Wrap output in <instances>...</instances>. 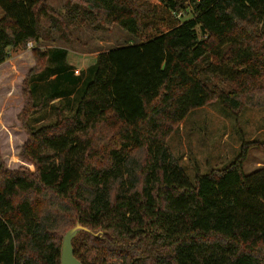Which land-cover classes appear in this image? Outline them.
Instances as JSON below:
<instances>
[{"label": "trees", "instance_id": "16d2710c", "mask_svg": "<svg viewBox=\"0 0 264 264\" xmlns=\"http://www.w3.org/2000/svg\"><path fill=\"white\" fill-rule=\"evenodd\" d=\"M0 8V65L29 42L36 61L21 113V157L35 172L9 170L0 150V264H61L63 237L78 221L92 230L73 240L82 264H264V166L244 170L251 147L264 143L243 139L234 161L193 181L166 144L193 110L219 101L233 112L229 101L239 108L264 88V0H67L65 13L48 0H0ZM78 17L137 41L76 75L68 49L38 43L44 23L71 41ZM72 95L71 114L60 104L55 121L31 125Z\"/></svg>", "mask_w": 264, "mask_h": 264}, {"label": "rangeland", "instance_id": "374dc122", "mask_svg": "<svg viewBox=\"0 0 264 264\" xmlns=\"http://www.w3.org/2000/svg\"><path fill=\"white\" fill-rule=\"evenodd\" d=\"M67 0H48V3L61 13H65ZM3 11L0 8V18ZM192 17V11L185 19ZM42 50L62 47L68 49L67 61L79 75L92 65L97 56L111 48L136 42V38L117 25L96 28L76 18L69 29L71 41L59 35L55 27L42 25ZM47 32L48 37L45 36ZM29 46V45H28ZM12 51L10 57L0 66V150L3 161L9 170L24 168L35 172V165L21 157L22 146L28 139V132L21 119L27 97L24 93V80L36 61L31 49ZM220 87L228 92L230 83L224 80ZM40 96H37V100ZM66 99H55L36 112L31 119L33 127L49 124L56 120L57 105H64V112H73L74 95ZM233 112L223 109L219 101L197 108L190 112L167 138L166 144L178 157L185 172L193 181L197 172L207 173L214 168L228 166L240 152L242 140L264 143V88L243 96L238 108L229 101ZM264 166V148L252 146L244 170L254 172Z\"/></svg>", "mask_w": 264, "mask_h": 264}, {"label": "water", "instance_id": "95a60500", "mask_svg": "<svg viewBox=\"0 0 264 264\" xmlns=\"http://www.w3.org/2000/svg\"><path fill=\"white\" fill-rule=\"evenodd\" d=\"M82 231L92 232L86 226H83L79 221L69 229L63 237L61 246V264H82L74 253L73 240ZM97 234V233H95Z\"/></svg>", "mask_w": 264, "mask_h": 264}, {"label": "built area", "instance_id": "2783aa9c", "mask_svg": "<svg viewBox=\"0 0 264 264\" xmlns=\"http://www.w3.org/2000/svg\"><path fill=\"white\" fill-rule=\"evenodd\" d=\"M28 45H29V47H32V42H29Z\"/></svg>", "mask_w": 264, "mask_h": 264}, {"label": "crops", "instance_id": "0c3cea01", "mask_svg": "<svg viewBox=\"0 0 264 264\" xmlns=\"http://www.w3.org/2000/svg\"><path fill=\"white\" fill-rule=\"evenodd\" d=\"M1 66V65H0Z\"/></svg>", "mask_w": 264, "mask_h": 264}]
</instances>
